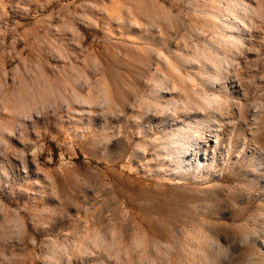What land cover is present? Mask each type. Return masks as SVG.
I'll return each instance as SVG.
<instances>
[{
	"label": "rangeland",
	"instance_id": "rangeland-1",
	"mask_svg": "<svg viewBox=\"0 0 264 264\" xmlns=\"http://www.w3.org/2000/svg\"><path fill=\"white\" fill-rule=\"evenodd\" d=\"M232 1L0 0V264H264V0Z\"/></svg>",
	"mask_w": 264,
	"mask_h": 264
},
{
	"label": "bare ground",
	"instance_id": "bare-ground-1",
	"mask_svg": "<svg viewBox=\"0 0 264 264\" xmlns=\"http://www.w3.org/2000/svg\"><path fill=\"white\" fill-rule=\"evenodd\" d=\"M233 2V4L235 5L236 3H235V1L233 0L232 1ZM232 7V6H231ZM244 7V6H243ZM241 10H242V7H241ZM244 10V9H243ZM245 13H246V10H245ZM244 14V13H243ZM246 15V14H245ZM240 18H242L241 16H240ZM244 18V17H243ZM245 18H247L246 16H245ZM239 19V18H238ZM242 21V20H241ZM240 21V22H241ZM236 22V21H235ZM234 22V23H235ZM243 22V21H242ZM239 23V22H238ZM231 25V24H230ZM240 25V24H239ZM229 26V25H228ZM245 26V25H244ZM242 27V26H241ZM229 28H231V29H238V25H237V27L235 26V25H233L232 24V26L230 27L229 26ZM231 31V30H230ZM238 33V32H237ZM236 41H237V39H235ZM234 40V41H235ZM238 42V41H237ZM236 42V43H237ZM223 44V43H222ZM234 44V43H233ZM222 47L223 46H225L226 47V49L228 48L225 44L224 45H221ZM224 47V48H225ZM235 47V46H234ZM238 48V47H237ZM242 49V48H241ZM225 50V49H224ZM227 51V50H226ZM220 58V57H219ZM205 60V59H204ZM217 64V63H216ZM214 68V70H216L215 69V67H213ZM222 68V67H221ZM219 70V69H218ZM216 75H218V74H216ZM219 76H217V78H218ZM213 80H214V78H213ZM221 79H217V81H220ZM204 99V98H203ZM208 99V98H207ZM205 100V99H204ZM175 102V101H174ZM173 102V103H174ZM171 103V102H170ZM169 103V104H170ZM170 104L172 107H176V105H174V104ZM177 103V102H176ZM204 103V102H203ZM202 103V104H203ZM168 104V105H169ZM179 104V103H178ZM177 104V105H178ZM184 104V103H183ZM201 104V105H202ZM187 105V104H186ZM185 105V106H186ZM189 105V104H188ZM187 105V106H188ZM204 105H205V110L206 111H210V112H212L213 114H215V109L217 110V108H215L214 109V106L212 105V103H211V100H210V102H209V99H208V101L207 100H205V103H204ZM204 105H203V107H204ZM191 106V105H190ZM168 107V106H167ZM182 107H183V105H182ZM194 107V106H193ZM200 107V106H199ZM202 106H201V109L203 108ZM169 108V107H168ZM177 108V107H176ZM184 109H185V107H183ZM188 108H190V107H187V109ZM198 108V107H197ZM179 109L181 110V107H179ZM178 109V110H179ZM195 109V108H194ZM163 110V109H162ZM172 110V109H171ZM183 110V109H182ZM190 110V109H189ZM191 110H192V108H191ZM197 110V109H196ZM169 111V110H168ZM172 111H177V110H172ZM184 111V110H183ZM202 112L204 111L203 109L201 110ZM159 112V111H158ZM162 112V111H161ZM170 112V111H169ZM181 111H179V113H180ZM146 112H144V114H141V115H146L145 114ZM217 113V112H216ZM218 113H219V111H218ZM171 114H172V112H171ZM174 114H175V112H174ZM140 115V116H141ZM216 115V114H215ZM219 115H221V114H219ZM143 117V116H142ZM161 117V116H160ZM171 118V117H170ZM169 118V119H170ZM140 119H142V118H140ZM171 123V121L170 120H166L165 122H164V124H163V126H168L169 124ZM202 123V122H201ZM207 123V122H206ZM204 125V124H203ZM206 127L208 126V124H206L205 125ZM187 130V129H186ZM182 131H184L183 129H182ZM181 130H179L178 132H176V134L175 135H173V136H171L168 140H166L165 142H163L160 146H161V149L159 150V152L161 153V154H164L165 156H166V158H164V159H162V161L163 162H165V163H171L172 164V166H177L178 168H186V167H189L192 163H200L199 162V154L200 153H202L201 154V156L202 157H207V148L206 147H208L209 145V142H210V140L209 139H206L207 137L205 136V137H202V136H199V135H196V133L195 134H193V133H190V132H188V130L185 132H182ZM193 132H195V131H193ZM201 132V131H200ZM160 154V155H161ZM159 156V155H158ZM157 156V158H159V157H161V156H159L158 157ZM163 156V155H162ZM215 154H211V157H210V155H209V158L210 159H212V161L215 159ZM160 159V158H159ZM161 161V162H162ZM170 165V164H169ZM263 243V242H262ZM235 247V246H234ZM233 247V248H234ZM227 248V247H226ZM233 248L232 249H229L230 251H233Z\"/></svg>",
	"mask_w": 264,
	"mask_h": 264
}]
</instances>
